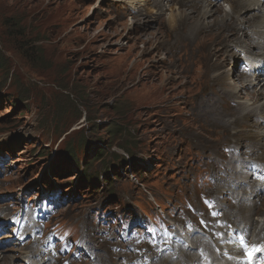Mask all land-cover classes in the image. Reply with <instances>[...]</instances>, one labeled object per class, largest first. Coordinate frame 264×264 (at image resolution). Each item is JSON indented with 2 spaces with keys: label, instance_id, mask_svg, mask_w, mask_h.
<instances>
[{
  "label": "rangeland",
  "instance_id": "rangeland-1",
  "mask_svg": "<svg viewBox=\"0 0 264 264\" xmlns=\"http://www.w3.org/2000/svg\"><path fill=\"white\" fill-rule=\"evenodd\" d=\"M214 3L227 9L226 0ZM154 7L155 11L158 5ZM138 10L145 12L138 4L116 0H0V219L4 222V212L16 200L31 201L49 189L60 196L63 206L56 221L65 227L91 224L92 212L97 218L99 212L163 213L161 209L178 207L185 197L196 199L198 206L205 191L197 190L192 172L213 166L210 158L221 156V147L231 141L249 149L248 137L233 129L239 121L251 139L264 131V105L244 122L236 99L220 96L223 85L211 80L213 69L193 43L194 23L168 26L165 11L148 15ZM220 41L216 50L224 45ZM238 48L232 51L235 57H228L232 61L228 72L238 68L235 63L245 47ZM252 58L256 69L262 57ZM241 96L242 102L249 99ZM100 151L95 163L85 165ZM261 153L255 149L241 157L262 163ZM236 170L222 179L225 188L219 199L237 185L235 176L230 178ZM94 172L100 173L95 181H85ZM248 178L249 173L243 180L249 184ZM245 181L241 185L250 189ZM259 190L244 194L239 203L232 193L228 195L233 203L216 201L226 209L224 220L242 223L227 214L234 206L255 200L262 214L264 192ZM251 228L249 240L257 236L255 242L264 241V225L259 233ZM205 240L219 251L223 246L212 234ZM94 245L105 264H120L115 256L127 255L119 246ZM22 250L3 242L0 252L12 255L4 264L23 263ZM180 253L175 261L154 255L150 264H160L161 258L181 264L199 260L190 258L194 252L184 253L188 258ZM213 262H219V255ZM122 264L131 261L122 259Z\"/></svg>",
  "mask_w": 264,
  "mask_h": 264
},
{
  "label": "bare ground",
  "instance_id": "bare-ground-1",
  "mask_svg": "<svg viewBox=\"0 0 264 264\" xmlns=\"http://www.w3.org/2000/svg\"><path fill=\"white\" fill-rule=\"evenodd\" d=\"M116 1L118 4H122L124 1H129L131 5H140L145 11L143 12L138 10L140 14L149 13L152 15L153 13L156 14L165 11L167 14L166 20L168 26L179 24V21H181L182 23H194L197 27V34L193 43L196 44L200 57H202L213 69V73L210 75L211 80L214 83L223 85L222 89L224 91L219 93L220 96H230L232 99H236L237 109L240 111L242 121L244 122H247L249 117L255 116L256 112L261 110V107L259 105H264V0H226L225 6H227V9L226 7L223 8V5H216L214 1L217 0H167L168 4L165 3L162 4V6L159 5V3L161 1L163 2V0ZM172 1H175V3L170 4L169 2ZM190 2L192 3L190 4ZM188 3L190 4V6L186 7L184 4ZM148 5L153 7V9L155 8V5H158V8L156 7L157 10L155 11L153 9L146 11L145 9ZM246 9H250L251 11L247 15H241V12ZM214 29H216L215 32L213 31ZM228 31L229 34H232L233 37L229 36V34H224L225 32L228 33ZM220 38H222L224 45L221 49L218 48L216 50L215 44L217 43V46H219L221 42ZM238 46L245 47V50L243 52H245L246 56V66H254L256 60L252 58L253 56L257 55L259 57H262V60L258 63V67H256V69L252 67L253 71L251 72L250 77H246V74H240L239 70H229L230 72H228V65L232 66V61L231 59L228 60V57H235L232 51L235 52ZM219 55L221 56L220 58ZM235 66L241 67V65L238 64V61L237 63H235ZM235 79H237V82L234 81ZM260 80H262V82H259ZM242 94L249 97L246 102L240 101V97L242 98ZM249 94H251V96ZM259 99L263 100L261 104H259ZM239 122L233 129L238 131L241 136L246 138L248 137L249 139V149L246 150V153L243 154H251L255 149H259L262 152L261 159L263 160L264 131L257 134V139H251L249 138L250 134L248 132V129H246L244 125ZM241 128L245 129L246 132H243ZM180 133H182V131H180ZM184 143L190 145L191 147V141L188 138L184 139ZM245 160L246 159H243L241 157L240 163L243 164ZM256 169L257 170L255 172L264 170V162L260 163V165ZM237 174H240V176H238ZM233 176H235V178L238 180L237 185L234 187L232 186L233 189L228 188L226 192H229V194H234V197L237 199V203L244 199V194L250 195L249 192L253 193V191L256 189H260L259 191L263 190L260 186L264 187V181L261 182L260 186H257L254 185V183L248 178L250 189L245 188L241 185L242 181L240 180L247 178V173L244 170L237 169L230 178H232ZM250 182H252V184H250ZM263 192L264 190L261 191V193ZM256 193L258 192L255 191V194ZM263 204L264 201L262 202V206H264ZM234 208L235 206L232 208L229 214H227V216L230 218L234 217L236 219L244 220L242 223H232L233 226L235 225L234 228L236 231L241 233H250L251 235V227H254L256 233H259L263 229L264 212L262 214H258V210H260V208H257L256 200L250 201V205L248 206H240L238 208H235V210ZM11 237L12 236L10 234H4L2 236V238ZM255 239H257V236L251 238V240H248V242L251 244L254 243L253 245L255 248L261 245V247L264 249V241L255 242ZM225 240L226 239L220 241V245L223 244ZM200 241L201 240L197 238L195 240H192L191 243L193 246H196ZM205 241L208 243V245H210L208 240ZM3 242L5 241L0 239V243L2 244ZM230 242L231 241H229V243ZM234 242H237V240L235 239ZM195 248L196 247H194V249ZM21 253L25 258V261L21 264H24L28 261L31 262L30 260H34V256H36L35 252L30 251L29 247L26 248L25 252ZM192 255L194 257L190 256V258L194 260L199 258L196 254ZM218 255L219 262H213L214 264H259L257 263V259L253 255V258L249 260V263H247L244 260V257H242L240 251H238V249L231 248L228 244H223V246L220 247ZM162 256L164 257L163 253H161L160 257ZM181 256H183L184 258H188V256H186L184 253H182ZM258 256L260 258H263L264 251ZM215 257L216 254L213 256V259ZM6 258H12V255H6L0 252V264H4L6 262ZM161 260L160 264H162V262L164 264H181L180 261L172 263L171 261L164 260H162L161 262ZM32 262L33 264L39 263L38 260H34Z\"/></svg>",
  "mask_w": 264,
  "mask_h": 264
},
{
  "label": "trees",
  "instance_id": "trees-1",
  "mask_svg": "<svg viewBox=\"0 0 264 264\" xmlns=\"http://www.w3.org/2000/svg\"><path fill=\"white\" fill-rule=\"evenodd\" d=\"M80 146H82V145H80ZM102 154H103V151L98 152L97 155H95L91 159L87 160L86 164L91 165L92 163L96 162V160L99 158V155H102ZM70 157L73 158V155L70 156ZM73 160H74V158H73ZM75 163H77V162L75 161ZM86 179H88L91 183L93 182V176L92 175L87 176Z\"/></svg>",
  "mask_w": 264,
  "mask_h": 264
},
{
  "label": "snow or ice",
  "instance_id": "snow-or-ice-1",
  "mask_svg": "<svg viewBox=\"0 0 264 264\" xmlns=\"http://www.w3.org/2000/svg\"><path fill=\"white\" fill-rule=\"evenodd\" d=\"M261 249H256V248H253L250 252H249V259H251V256L254 254V252L256 251H260Z\"/></svg>",
  "mask_w": 264,
  "mask_h": 264
}]
</instances>
